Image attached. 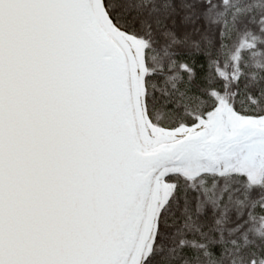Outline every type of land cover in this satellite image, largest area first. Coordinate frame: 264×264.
I'll return each mask as SVG.
<instances>
[{
    "label": "snow or ice",
    "instance_id": "6c2138e0",
    "mask_svg": "<svg viewBox=\"0 0 264 264\" xmlns=\"http://www.w3.org/2000/svg\"><path fill=\"white\" fill-rule=\"evenodd\" d=\"M0 264H264V0H0Z\"/></svg>",
    "mask_w": 264,
    "mask_h": 264
}]
</instances>
